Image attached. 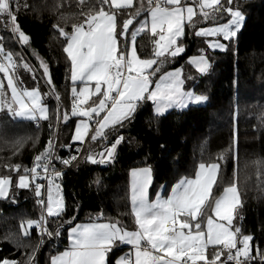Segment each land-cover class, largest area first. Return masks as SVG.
<instances>
[{
	"label": "trees",
	"instance_id": "16d2710c",
	"mask_svg": "<svg viewBox=\"0 0 264 264\" xmlns=\"http://www.w3.org/2000/svg\"><path fill=\"white\" fill-rule=\"evenodd\" d=\"M239 3L246 19L237 36L226 41L227 50H200L204 40L193 35L194 25L188 26L181 39L187 44V51L162 68L164 72L183 66L186 89L207 95V102L158 116L153 104L144 101L133 117L122 128L117 126L106 139L92 142L91 132L80 156L62 173L59 185L65 207L60 217H46L51 237L35 226L24 235L21 225L27 228L28 220H40L41 206L33 186L20 189L13 183L9 196L0 198V260L29 264V256L39 246L32 264H49L51 255L65 248L69 227L79 222L118 221L119 226L134 229L129 200L131 169L150 166L151 194L160 188L166 194L181 177H194L202 162L219 165L211 198L236 182L240 204L233 226L253 236L252 254L257 247L264 252V0H239ZM100 7L114 11L99 0H13L16 23L30 37L27 44L20 42L19 35H13L8 18L0 17V46L10 51L16 62L25 57L35 68L32 73L18 67L16 73H23L20 81L14 73L15 79L23 89L39 88L49 106L50 117L32 121L1 111L0 176L10 175L15 181L17 172L12 171V166L21 165L23 173L50 141L55 142L54 157L69 158L74 153L79 143L72 144L71 136L77 117L71 116L70 66L63 52L65 40L58 29L63 27L70 33L73 24L82 23L89 11L94 13ZM136 8L137 2L132 8L116 12L120 24L133 16ZM227 19L225 13L195 24L205 26ZM152 39L149 31L137 36L136 47L141 57L152 55ZM201 52L211 62L206 75H197L187 60L191 54ZM41 61L48 66L51 84L43 74ZM96 99L92 97L88 104ZM65 113L69 115L67 122L63 121ZM117 135L123 136V142L111 163L99 165L87 161L90 152L100 153ZM53 162L58 168L66 167L58 160ZM98 177L99 184L95 182ZM68 220H72L71 225L66 223ZM57 231L59 236L55 235ZM125 252L126 247L120 246L110 253V258Z\"/></svg>",
	"mask_w": 264,
	"mask_h": 264
},
{
	"label": "snow or ice",
	"instance_id": "6c2138e0",
	"mask_svg": "<svg viewBox=\"0 0 264 264\" xmlns=\"http://www.w3.org/2000/svg\"><path fill=\"white\" fill-rule=\"evenodd\" d=\"M12 2L0 0V17H7L13 26L12 32L18 33L22 44H27L30 38L16 23ZM99 3L108 5L114 11H105L100 7L94 13L89 11L82 23L73 24L70 33L63 27L58 29L59 35L65 40L63 52L70 66L71 116L81 118L75 124L72 144H83L93 124L95 126L90 140L97 142L106 139L116 131L117 126L122 128L144 101L154 105V113L158 116L172 107L188 108L190 105L207 102V95L197 94L193 89L185 90L180 69L167 72L161 69V65L167 63L170 57L185 52L181 38L185 35V25L191 26L197 15L193 6L186 3V0H155V4L153 0H148V17L131 31L129 40L130 26L134 24V18L140 16L144 5L141 4L133 16L120 24L116 12L132 8L133 0H111L110 4L109 0H99ZM89 6L94 7L91 4ZM196 6L205 20L210 16L222 17L225 13L228 16L225 23L200 28L195 32L197 37H222L224 41H231L246 19L239 0H223V3L221 0H198ZM145 30L150 31L153 38L154 47L150 58H141L135 46L138 33ZM206 42L208 48L213 50L225 51L228 47L219 39ZM0 57V73H3L7 89L11 92V98L8 99L4 83L0 80V111L7 109L9 116L32 121L49 120L48 108L41 102L40 92L37 89H18L14 79L17 64L13 54L6 53L0 47ZM189 63L199 74L209 73L211 66L205 55L194 56ZM23 67L30 70L27 64ZM41 67L51 84L47 64L41 61ZM92 97L97 99L85 107ZM68 120L69 115L65 113L63 121ZM122 142L123 136L117 135L99 153V159L90 152L87 161L99 165L111 163ZM75 151L79 153L80 149L76 148ZM53 159L69 166L77 157H54L50 141L35 156L31 169L24 168L21 173V165L12 166V171L17 172L15 181L10 175L0 176V197L7 198L13 183L20 189H29L34 185L37 203L44 205L42 189L45 185L37 182L43 179L47 181V215L60 217L64 211V201L56 180L62 176V172L56 171L53 166L52 173L48 174ZM218 170V163L202 162L194 178L181 177L168 195L162 196L157 192L156 198L150 199L149 187L153 179L151 167L131 169L129 200L135 230L119 226L118 221L76 224L68 229L69 247L51 255L49 264H225L222 256L226 257L228 264H252L256 256L264 264V252L258 247L256 256L252 255L253 236L245 235L240 227L233 226V213L240 204L236 182L224 187L222 194L214 199V204H206ZM95 182L99 184L100 178ZM209 208L211 215H208ZM42 221L46 223L44 217L26 223L28 228L35 225L38 231L53 236L46 226L41 229ZM66 223L71 225L72 220ZM28 228L21 225L25 236L29 234ZM59 234L58 231L55 233L56 236ZM123 245L130 246L129 251L111 259L110 253ZM38 247L29 256V264H32ZM0 264L17 262L5 259Z\"/></svg>",
	"mask_w": 264,
	"mask_h": 264
},
{
	"label": "rangeland",
	"instance_id": "374dc122",
	"mask_svg": "<svg viewBox=\"0 0 264 264\" xmlns=\"http://www.w3.org/2000/svg\"><path fill=\"white\" fill-rule=\"evenodd\" d=\"M110 2H111V0H110ZM137 2V8L138 7H140V5L141 4H143L144 5V8H143V10L141 11V14H140V16H138V17H140V21H136V19L138 18V17H135L134 18V24L132 25V26H130V29H129V40H130V33H131V31H133V30H135L136 28H138L139 26H140V22L141 21H143V20H145L147 17H148V11H147V8H148V0H133V5L135 4ZM186 3H188L189 5H191V6H193L194 7V10L196 11V13H197V15L193 18V22L191 23V26H193L194 25V30H193V35L194 36H196L195 35V32L196 31H198L200 28H209V27H213V26H215L216 24H219V23H213V24H208V25H205V26H198V25H196L195 23H199L200 21H202V22H205V21H208V20H211V19H213V17H209V19L208 20H205L204 18L203 19H199V17L201 16L200 15V13H199V8L196 6L197 5V3H198V0H186ZM226 21H223V22H220V23H225ZM188 24H186L185 25V32H186V28H188ZM190 26V27H191ZM13 27V26H12ZM242 29V28H241ZM240 29V30H241ZM145 31H148V30H145ZM144 31V32H145ZM144 32H142V33H144ZM142 33H138V35L139 34H142ZM149 34H151L150 33V31H149ZM13 35H18L17 33H13ZM137 35V36H138ZM197 37V36H196ZM200 38H202L203 40H204V45H202L199 49L200 50H210V51H216V50H219V49H215V50H213V49H210V48H208V45H207V42L206 41H210V40H212V39H219L220 40V42L221 43H224V44H226V41H224L223 39H222V37H215V38H213V37H200ZM182 39V38H181ZM183 43V42H182ZM135 46H136V42H135ZM0 47H2L3 48V46L1 45ZM154 47V46H153ZM183 47L185 48V52L187 51V44H183ZM137 48V47H136ZM4 49V48H3ZM5 51V50H4ZM221 51V50H220ZM6 53L7 52H10V51H5ZM137 52H138V49H137ZM184 52V53H185ZM184 53H182V54H184ZM182 54H179V55H177L176 57H178V56H180V55H182ZM201 54H203V55H205L206 56V58L208 59V62H209V64H210V66H211V62H210V59H209V57H208V55H206L205 53H194V54H191L190 56H189V60H190V58H192V57H194V56H199V55H201ZM138 55H139V53H138ZM140 56V55H139ZM152 56V55H151ZM151 56H149V57H141V58H150ZM22 57V56H21ZM176 57H170L169 58V60H168V62L167 63H165V64H163V65H161V69L164 67V66H166L171 60H173L174 58H176ZM14 59V58H13ZM175 60V59H174ZM16 64H17V68L15 69V74H16V77H18L19 78V76L23 73V71H20L18 74L16 73V70L18 69V67L19 68H24L23 67V65L24 64H27L28 66H29V69L30 70H28V69H26L25 70V72H29V71H32V73H34L33 71H35V68L32 66V64L30 63V61L28 60V59H26L25 57L24 58H21V60L20 61H18V62H16ZM194 69H195V67L193 66V65H191ZM153 67H155V65L153 66ZM180 69L181 70V75L184 73V67L183 66H177V67H173V68H170V69H168V70H166V71H164V72H167V71H172V70H175V69ZM25 69V68H24ZM196 70V69H195ZM196 73H197V75L199 74L197 71H196ZM14 79H15V75H14ZM20 79L21 78H19L18 79V81H20ZM0 80H2L3 81V83H6L7 81H6V79H4V77H3V73H0ZM16 80V79H15ZM184 81H185V78H184ZM77 87L79 88V86H80V84H79V82H77ZM19 89V88H18ZM24 89H28V90H32V89H37L39 92H40V94H41V102L44 104V105H46L47 106V108H48V114H49V106L47 105V104H45L44 103V100H43V95H42V93H41V91L39 90V88H36V87H34V88H30V87H28V88H24ZM188 90H189V88H188ZM9 92H10V90H8ZM10 95H11V92H10ZM91 99V98H90ZM90 101V100H89ZM97 103H98V101H97ZM92 103H89L88 105H85V107H87V106H90ZM205 104V103H204ZM172 109H182V108H179V107H173V108H171V110ZM167 111H170V109L169 110H167ZM167 111L165 112V113H167ZM18 119H25V118H22V117H17ZM78 119H81V118H78L77 117V120H76V123H77V121H78ZM75 123V124H76ZM92 128H90V132L92 131L91 130ZM90 132H89V134H90ZM74 134V133H73ZM92 134V133H91ZM88 137H86L85 138V141H86V139H87ZM93 155H97V153H92ZM212 163H216V162H212ZM141 168V167H140ZM218 172H219V170H218ZM217 176H218V173H217ZM195 177V176H194ZM194 177H192V178H194ZM215 183H216V181L213 183V186H212V188L210 189V191H209V196H208V201L206 202V204H208V202H209V200H210V202L209 203H212V204H214V199L215 198H217V197H219V195H221V194H219L218 196H215V197H213V198H211L212 197V193H213V189H214V186H215ZM151 187H152V184L150 185V187H149V194H150V197L152 196L153 198L156 196V194H154V195H152L151 194ZM10 190H11V186H10V188H9V191H8V196H9V194H10ZM170 191H171V188H170V190L166 193V194H164L163 192H164V189L163 188H160V189H158L157 190V192H160L161 193V195L162 196H166V195H168L169 193H170ZM7 196V197H8ZM0 198H2V197H0ZM237 207H238V205L236 206V209L234 210V213H233V222L232 223H234V220H235V215H236V210H237ZM208 210H210L209 212H208V215H211L212 213H211V209L209 208ZM48 216V215H47ZM214 219H216L215 217H214ZM205 222H206V218H205ZM33 226H35V225H33ZM32 226V227H33ZM26 227L28 228V225L26 224ZM28 229H30V228H28ZM133 230V229H132ZM7 260H9V261H14V260H11V259H7ZM0 261H2V260H0ZM226 264V263H225Z\"/></svg>",
	"mask_w": 264,
	"mask_h": 264
},
{
	"label": "built area",
	"instance_id": "2783aa9c",
	"mask_svg": "<svg viewBox=\"0 0 264 264\" xmlns=\"http://www.w3.org/2000/svg\"><path fill=\"white\" fill-rule=\"evenodd\" d=\"M153 4H155V0H153ZM15 36H17V35H15ZM0 60H2V57H0ZM94 124L92 125V129L91 130H93L94 129ZM92 132V131H91ZM90 132V133H91ZM86 142V141H85ZM85 142L83 143V144H78V145H76V147H75V149L76 148H79L80 149V151H79V153H77L76 151H74V153L72 154V155H76V157L78 158L79 156H80V154L82 153V151L84 150V148H85ZM54 149H55V142L53 141V143H52V151H53V154H54ZM77 160V159H76ZM74 163V161H72V163L69 165V166H71L72 164ZM34 165V164H33ZM33 165L30 167V168H28V169H31L32 167H33ZM54 166V168H55V170L56 171H60V172H62L63 173V171L67 168V167H69V166H66L65 168H58L55 164H54V162H52V166H50L49 167V170H48V174H51L52 173V167ZM38 171H40L39 169H38ZM41 175H44V173L43 172H41ZM61 180V177L60 178H58L57 180H56V183H58L59 184V181ZM37 182H39V183H42V184H44L45 185V188H43L44 189V194H43V199H44V201H45V203H44V205H40L41 206V210H40V212H39V215H40V219H41V217H44V221H46V217H47V212H46V202H47V194H46V186H47V181L46 180H43V179H41V180H38ZM33 187H34V185H32ZM46 226V223H44L43 221L41 222V229H43L44 227ZM47 227V226H46ZM41 233H43L42 231H40ZM253 256H256V253L255 254H252ZM221 259L222 260H224L226 263H227V261H226V257L225 256H222L221 257ZM253 262H255V263H257V262H261L260 261V258L258 257V256H256V259H255V261H253Z\"/></svg>",
	"mask_w": 264,
	"mask_h": 264
},
{
	"label": "crops",
	"instance_id": "0c3cea01",
	"mask_svg": "<svg viewBox=\"0 0 264 264\" xmlns=\"http://www.w3.org/2000/svg\"><path fill=\"white\" fill-rule=\"evenodd\" d=\"M188 62H189V57H188ZM191 65V64H190ZM182 76V78L184 79V73L181 75ZM17 87L20 89V90H23V88L17 83ZM184 87H185V90H188V89H186V86H185V84H184ZM4 91H5V93H6V96H7V98L8 99H10L11 98V95H10V92L8 91V89H7V82L6 83H4ZM153 107H154V105H153ZM173 108V107H172ZM170 110H171V108H169ZM168 109V110H169ZM5 111H7V109H4ZM3 110V111H4ZM168 112V111H167ZM0 113H1V111H0ZM165 114V113H164ZM17 118V117H16ZM118 149H119V146H118V148H117V150H116V152H115V157H116V155H117V153H118ZM95 153H97V155H96V158L97 159H99V153L98 152H95ZM94 153V154H95ZM141 168H143V167H141ZM153 175V174H152ZM153 180V179H152ZM152 184V183H151ZM149 198L150 199H155L156 198V196L153 198L152 196L150 197V194H149ZM47 199V198H46ZM65 207V206H64ZM95 222H97V221H95ZM87 223H91V222H79V223H77V224H87ZM98 223H107V222H98ZM76 225V224H75ZM74 225V226H75ZM74 226H72V227H74ZM132 230V229H131ZM133 230H135V228L133 229ZM69 245H70V242H69V240H68V236H67V243H66V246H65V248L64 249H62L61 251H59V252H62V251H64V250H66L68 247H69ZM121 247H126V252L127 251H129V249H130V246H127V245H123V246H121ZM211 247V246H210ZM58 253V252H57ZM56 253V254H57Z\"/></svg>",
	"mask_w": 264,
	"mask_h": 264
},
{
	"label": "water",
	"instance_id": "95a60500",
	"mask_svg": "<svg viewBox=\"0 0 264 264\" xmlns=\"http://www.w3.org/2000/svg\"><path fill=\"white\" fill-rule=\"evenodd\" d=\"M26 34V33H25ZM30 38V37H29ZM30 40V39H29Z\"/></svg>",
	"mask_w": 264,
	"mask_h": 264
}]
</instances>
